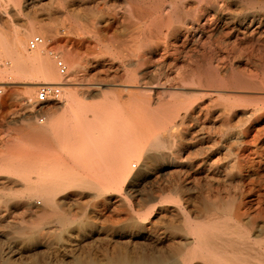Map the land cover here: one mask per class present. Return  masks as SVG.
Wrapping results in <instances>:
<instances>
[{"label": "rangeland", "instance_id": "obj_1", "mask_svg": "<svg viewBox=\"0 0 264 264\" xmlns=\"http://www.w3.org/2000/svg\"><path fill=\"white\" fill-rule=\"evenodd\" d=\"M0 31L19 32L24 50L42 35L66 65L64 82L87 108L102 109L106 123L74 135L68 154L52 145L47 154L81 175L49 206L16 170L41 158L44 142L27 136V126L59 114L64 91L58 85L57 101L35 103L40 79L5 78L0 262L175 264L197 249L188 227L239 239L231 233L238 210L242 242L216 247L237 264H264V0H6ZM36 52L56 68L46 48ZM8 60L1 56L0 68ZM95 146L102 158L89 176ZM119 151L135 155L123 179L104 172ZM205 255L191 264H205Z\"/></svg>", "mask_w": 264, "mask_h": 264}, {"label": "bare ground", "instance_id": "obj_2", "mask_svg": "<svg viewBox=\"0 0 264 264\" xmlns=\"http://www.w3.org/2000/svg\"><path fill=\"white\" fill-rule=\"evenodd\" d=\"M7 1H8V5H11L13 7L17 6L20 2V0H7ZM5 3H6V0L4 1V5ZM30 32H36L33 26H31L30 30H28L27 33L30 34ZM37 50L43 52V48H39ZM25 51L27 50H24L23 39L19 32L14 31L12 32V34L9 35V34H6L4 31H0V59H1V56L9 59L6 63H3L4 68H0V87L3 88V85L7 83V80H5V78L7 77L12 78V76H15V77L29 76L31 77V79L33 78L40 79V81L33 82L34 85H40V84L57 85V86L60 85L64 91V100L62 104L59 106V108L61 109L59 114H54L53 112H47L45 119L43 118L38 119L39 123H43L44 121L43 124H40V125L29 124L27 126V134H26L27 136H29L32 139H38L44 142L43 144L44 147L42 146L43 148L40 149L41 151L39 153V155L42 153L41 158L40 156H38L39 158L38 160H27L25 162H22L17 167L18 168L17 170H16V165H7V166L13 169L15 168L14 170H16L17 174L25 178V182H26L25 189L30 195L32 194L40 195L43 198L45 204L49 206H53L55 203H54L52 196L58 194L57 192L59 191V189L61 190L62 187L64 188L69 183L75 181L74 177L75 178L80 177L81 174L79 172H74L72 169L65 166L63 162L61 161V159L59 158V156H56L52 152L50 153L53 155L51 154L48 155L47 154L48 151H51V147L53 145L55 146V150L57 151V153L59 154L67 153L68 154V151L71 149L70 144L74 141L72 140V137L74 135H79L81 138H83L89 134H95L103 130L106 123H105V120H103V116H102L104 113L101 114L102 109H100L99 107L97 108L96 105H93L87 108V106L83 104L79 94L76 91H74L72 88L68 87L67 82H64L63 77L66 74L60 75L57 69L53 67L51 60H50L51 58L46 59L42 57L39 52H36V50L30 51V52L28 51L25 52ZM66 60H67L68 65L71 67H73V65L76 64V58L73 56L72 52L66 53ZM87 112H90V114L92 115L91 118L87 117L86 115ZM150 137H153L151 145L154 148H157L161 145L157 136L150 135ZM142 139H144L143 136H142ZM101 149L95 146V149L93 151V157H91L93 159L86 162L87 169L84 170V172L89 174V176L92 175V173H94L93 167L96 166V163L94 161L96 159L102 158ZM83 157H84L83 152L79 150L74 159L78 161V160L83 159ZM134 157H135L134 153L130 151L128 152L123 151L121 153L119 151V153H116L112 157V164L109 166V168L111 169L106 168L107 170L104 172L109 173L112 176H116V178L123 179L130 174L128 167L130 165V161ZM64 161L66 160L64 159ZM81 165H79L78 167H81ZM31 175H34V176H31ZM169 212L170 211H168V213ZM28 215L30 216L32 214H28ZM241 216L242 215L239 213V211L236 210L235 214L232 216V219L234 220L233 222L234 226H232L233 224L231 225L233 227V230L231 233L235 234V236H237L239 239H234V237L228 238L226 237V235L228 234L225 232H221V231L220 232L216 231L212 233L210 230L211 228L207 231H202L198 229L197 230L192 229V227L191 228L188 227V230H190L191 234L194 235V238L196 239V242L198 243L197 249L195 251H190V252H188L189 251L188 250L186 253L182 252V255L179 256V263H175V264H191V258H193V256H196L200 252H206L205 264H214V263L215 264H237V262L233 261V259L237 260V258H235L236 255H233L232 259H227L223 250L221 251L216 247L217 246L216 240L224 241L226 245L227 243L229 245H236L237 243L242 242L240 240L241 236L239 235V232H237V229H236L237 224L240 223L241 221ZM59 218L62 219V217L60 216ZM218 218L220 217H216L215 219H218ZM216 223L218 224V222ZM33 262L31 264H37ZM163 262H166V261H163ZM119 263L129 264V262H126L124 260L120 261ZM155 263L165 264V263H159V262H155ZM0 264H11V263L9 262V260L6 259V260L1 261ZM72 264H93V263L92 262L83 263L77 259Z\"/></svg>", "mask_w": 264, "mask_h": 264}, {"label": "built area", "instance_id": "obj_3", "mask_svg": "<svg viewBox=\"0 0 264 264\" xmlns=\"http://www.w3.org/2000/svg\"><path fill=\"white\" fill-rule=\"evenodd\" d=\"M4 1L0 0V9L4 7ZM26 48L28 51L37 50L39 48H46L48 54L54 59L56 69L60 75L66 72V65L59 57V54L47 45L46 39L40 35H32L27 43ZM1 64V61H0ZM3 94V89L0 87V97ZM60 96V87L57 85H40L35 93V103H46L48 101H57Z\"/></svg>", "mask_w": 264, "mask_h": 264}]
</instances>
